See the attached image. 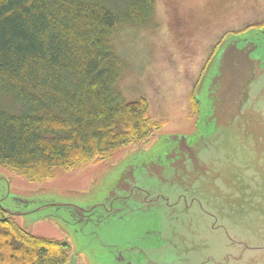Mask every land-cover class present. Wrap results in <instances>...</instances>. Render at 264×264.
Masks as SVG:
<instances>
[{"label": "trees", "instance_id": "obj_1", "mask_svg": "<svg viewBox=\"0 0 264 264\" xmlns=\"http://www.w3.org/2000/svg\"><path fill=\"white\" fill-rule=\"evenodd\" d=\"M157 0H0V166L44 181L160 128L118 86L114 36ZM198 103H196V108ZM69 240L33 234L0 206V264H66Z\"/></svg>", "mask_w": 264, "mask_h": 264}, {"label": "water", "instance_id": "obj_2", "mask_svg": "<svg viewBox=\"0 0 264 264\" xmlns=\"http://www.w3.org/2000/svg\"><path fill=\"white\" fill-rule=\"evenodd\" d=\"M259 37L241 33L223 45L205 77L209 113L195 138L172 135L167 158L129 162L103 203L74 206L83 221L99 207L100 224L115 216L155 213L160 243L142 248V255L120 251V264H264V43L256 41ZM0 206L23 214L1 200ZM152 252L156 259L148 262Z\"/></svg>", "mask_w": 264, "mask_h": 264}, {"label": "rangeland", "instance_id": "obj_3", "mask_svg": "<svg viewBox=\"0 0 264 264\" xmlns=\"http://www.w3.org/2000/svg\"><path fill=\"white\" fill-rule=\"evenodd\" d=\"M173 1L174 5L172 0H157L148 23L125 26L114 36L116 50L126 62L118 86L128 100L146 98L149 115L160 128L107 158L98 157L70 169L55 168L54 175L44 181L30 180L24 170L0 166V200L23 212L17 215L18 221L33 234L69 240L73 250L66 264H120V251L142 255V248L157 247L160 237L154 233L158 228L154 212L115 216L100 224L99 207L85 221L76 217L73 208L103 203L129 162L167 158L172 135L195 138L209 113L205 80L209 70L203 66L211 54L210 44L218 42L226 27L239 25L240 17L264 10V0H244L232 10L226 5L222 11L227 12L222 15L214 10L223 0ZM262 16L242 32L253 39L259 34L256 41L260 43H264ZM17 197L29 201L20 203ZM152 253H148V262L156 259Z\"/></svg>", "mask_w": 264, "mask_h": 264}, {"label": "flooded vegetation", "instance_id": "obj_4", "mask_svg": "<svg viewBox=\"0 0 264 264\" xmlns=\"http://www.w3.org/2000/svg\"><path fill=\"white\" fill-rule=\"evenodd\" d=\"M243 1L244 0H223L224 3L221 6L217 7L214 10V12H220L221 15L225 14L227 11L223 12L222 10L225 9L226 5H231L232 7L230 9L232 10L233 8L236 7L237 4ZM171 3L174 5L175 1L172 0ZM242 12H246V11L242 9ZM262 13L264 14V10L262 11V9H258L256 14L254 15H244L240 17L241 23H239V25L226 27L223 30V32L219 35L217 39L218 42H215L214 44H210V47H212L210 50L211 54H209L210 57L206 60V63L203 66V70H209L216 57L221 53V49L227 40H229L232 36L241 34L242 32L248 29V26H251L255 24L257 21H259L260 18L263 17ZM177 24L180 26V28L182 27V24H180L179 22H177Z\"/></svg>", "mask_w": 264, "mask_h": 264}]
</instances>
